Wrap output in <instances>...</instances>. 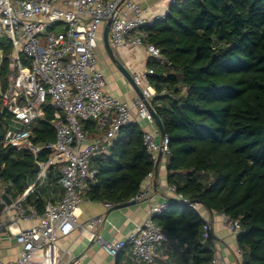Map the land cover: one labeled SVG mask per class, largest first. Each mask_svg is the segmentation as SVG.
<instances>
[{"label":"trees","instance_id":"16d2710c","mask_svg":"<svg viewBox=\"0 0 264 264\" xmlns=\"http://www.w3.org/2000/svg\"><path fill=\"white\" fill-rule=\"evenodd\" d=\"M145 31V42L164 59H148L146 66L154 70L150 84L158 96L152 104L169 140L168 185L189 202L238 220L243 264H264V0H178ZM11 52L9 39L0 37V179L21 195L36 181V163L47 161L51 151L35 158L4 144L14 122L1 100ZM44 110L32 127L34 145L56 141L49 101ZM82 128L98 134L93 122H82ZM143 136L132 123L121 129L107 154L92 161L90 201L116 206L141 192L154 168ZM34 194L27 202L43 213L46 203ZM156 222L165 241L192 264H212L206 222L197 210L171 201Z\"/></svg>","mask_w":264,"mask_h":264},{"label":"built area","instance_id":"2783aa9c","mask_svg":"<svg viewBox=\"0 0 264 264\" xmlns=\"http://www.w3.org/2000/svg\"><path fill=\"white\" fill-rule=\"evenodd\" d=\"M178 0H171V5ZM166 14L147 17L133 0H0V37L11 42L9 83L1 93L3 108L14 116L15 125L8 127L4 144L26 149L37 158L43 151H51L47 161L37 162L40 170L34 185H30L18 201L7 205L4 185L0 179V207L11 216L15 211L25 219L39 216L33 206L26 216L24 203L34 192L35 186L48 176L49 171L60 165L59 185L63 189L58 202H48L40 225L21 231L17 243L21 247L14 262L0 264H78L69 249L61 250L58 242L69 237L79 226L77 211L88 190V181L95 171L92 161L109 152L122 128L137 120L155 124L149 111L158 96L150 84L154 70L145 66L130 74L141 89L144 100L136 97L128 103L108 91L106 76L99 67L97 40L104 27L110 23L109 39L112 49L128 50L144 47L148 58L164 63L158 48L145 42L155 21ZM163 95L167 94L164 90ZM50 102L55 111L53 126L56 141L34 145L33 125L44 118V106ZM82 122L95 123L96 136H90L82 128ZM137 124V123H135ZM159 129L146 132L144 147L150 155L154 168L147 180L152 181L162 155L169 154L166 136ZM152 192V184L133 200H146ZM168 200L152 206L149 217L137 224L125 239L105 241L98 233L101 217L89 223L91 240L100 245L112 258L125 249L132 257L144 264H153L160 258V250L166 240L156 218L162 216L171 201H177L197 209L175 186H168ZM108 207L112 205L108 204ZM222 216V224L235 237L242 231L238 220ZM3 225L0 224V230ZM205 238L210 225L204 226ZM242 260V251L238 249ZM212 264H222L214 258Z\"/></svg>","mask_w":264,"mask_h":264},{"label":"crops","instance_id":"0c3cea01","mask_svg":"<svg viewBox=\"0 0 264 264\" xmlns=\"http://www.w3.org/2000/svg\"><path fill=\"white\" fill-rule=\"evenodd\" d=\"M138 3L147 17L164 15L171 6V0H133ZM116 58L131 73L133 70L143 69L148 62V55L144 47L128 50H115ZM97 56L99 67L106 76L108 91L118 99L125 102H132L136 97L135 91L123 77L116 65L109 58L103 43V31L97 40ZM134 124L140 127L143 133L154 132L158 128L155 124L147 121L137 120L136 113H133ZM161 142V136L158 137ZM167 163L168 156L162 155L155 175L152 181L146 180L141 188V192L146 190L149 184H152V192L146 200L137 202L134 206L120 210L111 211L106 203H97L90 201L86 195L83 196V202L77 211L78 227L67 237L60 239L58 245L61 250L69 249L78 264H144L136 261L129 249H125L116 258L110 257L104 249L96 242L91 240L92 230L89 223L95 218L101 217L102 224L98 228V233L105 241L113 242L126 238L133 231L137 224L143 223L150 214L152 206L166 202L168 196L167 181ZM60 165L53 167L45 180L36 185L33 194L35 199L41 198L47 204L48 202H58L63 195V189L59 185ZM35 182H32L34 185ZM4 195L7 199L16 202L20 195L12 188V185L4 186ZM32 206L27 201L24 203L26 216L30 213L28 207ZM37 217L25 219L13 211L11 216L6 215L0 207V224L3 225L0 230V259L4 262H14L18 259L21 247L17 243V235L21 231L40 225L45 219L43 213H40L36 206ZM113 207V206H112ZM206 224L210 225L209 247L214 252V258L220 260L222 264H243L238 257V244L236 237L222 224V216L207 209L199 204L196 209ZM204 241L208 240L205 238ZM160 258L153 264H192L188 256L183 255V251H178L174 244L165 241L161 250Z\"/></svg>","mask_w":264,"mask_h":264},{"label":"water","instance_id":"95a60500","mask_svg":"<svg viewBox=\"0 0 264 264\" xmlns=\"http://www.w3.org/2000/svg\"><path fill=\"white\" fill-rule=\"evenodd\" d=\"M109 32H110V23H108L104 29H103V43H104V48L109 56V58L111 59V61L116 65L117 69L121 72V74L123 75V77L126 79V81L129 83V85L132 87V89L135 91L136 95L138 97H140L141 99L144 100V96L142 94L141 89L136 85V83L134 82L130 72L126 69V67L116 58L115 56V52L112 49L111 45H110V39H109ZM149 111L150 114L152 115L155 125L156 127L159 129L160 133H161V139L164 140L166 138V133L163 129V125L161 122V119L159 118V116L157 115L156 111L149 106ZM40 167L38 165V163H36L35 168H34V172L36 174L39 173ZM4 200L6 201L7 205H11L12 201L7 199V196L4 195L3 196ZM193 203V202H191ZM135 204H137L136 200H132L130 202L127 203H123V204H119L116 206L111 207V211L113 210H120V209H124L127 207H131L134 206Z\"/></svg>","mask_w":264,"mask_h":264},{"label":"rangeland","instance_id":"374dc122","mask_svg":"<svg viewBox=\"0 0 264 264\" xmlns=\"http://www.w3.org/2000/svg\"><path fill=\"white\" fill-rule=\"evenodd\" d=\"M0 63H1V58H0ZM11 125L13 126V125H15V123L13 122Z\"/></svg>","mask_w":264,"mask_h":264}]
</instances>
